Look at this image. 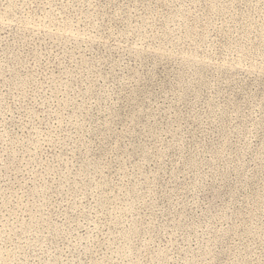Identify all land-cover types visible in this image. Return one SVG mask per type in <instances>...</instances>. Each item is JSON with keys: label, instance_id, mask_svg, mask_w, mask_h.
<instances>
[{"label": "rangeland", "instance_id": "374dc122", "mask_svg": "<svg viewBox=\"0 0 264 264\" xmlns=\"http://www.w3.org/2000/svg\"><path fill=\"white\" fill-rule=\"evenodd\" d=\"M0 264H264V0H0Z\"/></svg>", "mask_w": 264, "mask_h": 264}]
</instances>
